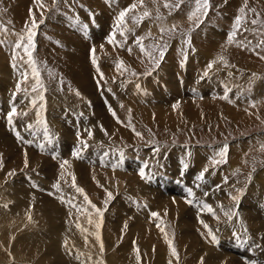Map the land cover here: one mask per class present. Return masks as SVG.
Listing matches in <instances>:
<instances>
[{
  "label": "rangeland",
  "instance_id": "1",
  "mask_svg": "<svg viewBox=\"0 0 264 264\" xmlns=\"http://www.w3.org/2000/svg\"><path fill=\"white\" fill-rule=\"evenodd\" d=\"M177 3L0 0V208L13 217L0 225V264H264V0H208L191 20L195 0ZM33 18L35 91L15 47ZM188 69L213 94L193 93Z\"/></svg>",
  "mask_w": 264,
  "mask_h": 264
},
{
  "label": "snow or ice",
  "instance_id": "2",
  "mask_svg": "<svg viewBox=\"0 0 264 264\" xmlns=\"http://www.w3.org/2000/svg\"><path fill=\"white\" fill-rule=\"evenodd\" d=\"M35 2L40 3V0H35ZM182 2H183V0H178V3L175 5V7L176 8H179L180 7V3H182ZM195 5H196L195 9L192 12L189 13V16H188L189 20L193 19V17H196L197 14L201 12V10L206 11L207 8H208V6H209L208 5V0H195ZM165 7H168V4L167 3H165ZM134 8H135V4H133L129 9H125L124 11H121L120 14H119L118 24L123 22V19H124V16H125L126 12L131 11ZM240 11L243 12L244 9L241 8ZM30 14H31V10H30ZM143 15H144V17H147V16H149V13L148 12H145ZM240 22H241V17L240 16H237L236 17V21H235L234 28L235 27H238L240 25ZM252 23L253 24H256L257 21L254 19V20H252ZM37 27H38V25L35 22V19L33 18V22H32L31 27L30 28H27V25H26V29H27V43H22L24 41L25 37L21 36L17 40L16 45H15V47L18 48V49L21 48V47L23 48L24 53L28 57V61L27 62L30 65H32V73H33V76L36 78V84L33 85V91H35L38 86H42L41 81L39 79V72L37 71V69H36V67L34 65L33 58H32V50H34V48H35V43H34L35 32L33 31V29H35ZM117 30H119V29H117ZM172 30L173 31L175 30V26H173V29ZM166 31H168V29L161 28V32L162 33L166 32ZM121 35H123V32H121ZM233 35H234V33H230L229 34V37H228V42L229 43L232 42ZM109 42H112V37H109ZM129 51H131V49H129ZM141 51L142 52L144 51V49H143L142 46H141ZM160 55H161V57L163 56V51L160 52ZM15 59H16V54L14 53V55H13V61H15ZM219 59L223 60V57H220ZM213 63H215V61L214 62H210L208 64V68L209 69L213 66ZM93 64H95V59H93ZM13 66L15 67V64ZM116 67L118 69L121 68L122 67V62L121 63H118L116 65ZM205 75H207V72L205 73ZM19 89H20V85L17 84V90L19 91ZM77 95H79L78 92H77ZM40 98L43 99L42 96ZM224 98H227V97L225 96ZM33 104H35V101H33ZM41 107H43V105H41ZM109 111L110 112L112 111L111 108H109ZM15 114H16V109L15 108H12V110L7 114V119H8L9 124L12 123V117ZM112 114H113V116H115V113L114 112ZM118 122H119V120H118ZM101 128H102V126H101ZM102 130H104V129L102 128ZM88 135H89V137H91V135H92L91 131L88 132ZM136 135H140V134L139 133H136ZM78 136H79V134H78ZM73 155L74 156L78 155V150L74 151L73 152ZM219 155L223 156L224 155V152L221 151V153H219ZM66 164H68V161H63V163H61L60 167L63 169ZM27 165H28V161H27V156L25 154V166L27 167ZM0 166H2V165H0ZM205 171H207V169H205ZM11 174H13V173H10V175ZM140 175H141L142 178L144 177V170L143 169H141ZM203 175H204V173L201 172L200 175L197 177V179H201L203 177ZM53 187L54 188H57L59 190L58 184L57 185H53ZM73 187H76L75 186V177L74 176H73ZM76 191L78 193L83 194V189H81L79 187H76ZM188 191H189V196H191L192 195L191 190L189 189ZM108 196H109V198H111V193H108ZM84 199H85V201H87L91 205V201H88V197L86 195L84 196ZM186 202H188L190 204L192 203L191 200H187ZM5 207H7V205H5ZM91 207L95 209L96 214H98L100 216L103 215V213H102V211L100 209H96L95 208V205H91ZM204 207L207 208L209 211H211V208L208 205H204ZM151 215L153 217H155L158 214L155 213V212H152ZM226 215H227V213H226ZM229 219H231V217H229ZM89 223H91V220L89 221ZM201 223H203V221H201ZM204 226L207 228V225H204ZM77 227H79V225H77ZM97 227H99V225H97ZM125 227H127V225H125ZM158 227H159V225H158ZM161 231H163V229H161ZM209 235H212L211 234V231H209ZM212 238H213V240H215V237L214 236ZM97 239L98 240L100 239L99 236H97ZM168 245H169V249L171 251V254L174 257H177L178 258L177 253H176V250L172 247L171 241H168ZM101 250H103V245L102 244H101ZM137 259L139 260V255H137ZM170 264H171V262H170ZM201 264H203V258L201 260Z\"/></svg>",
  "mask_w": 264,
  "mask_h": 264
},
{
  "label": "bare ground",
  "instance_id": "3",
  "mask_svg": "<svg viewBox=\"0 0 264 264\" xmlns=\"http://www.w3.org/2000/svg\"><path fill=\"white\" fill-rule=\"evenodd\" d=\"M93 1V0H92ZM117 4V3H116ZM120 5V4H119ZM18 6V5H17ZM122 6V5H121ZM121 8V7H120ZM212 29H214V31H212L211 32V34L210 35H212V36H214V37H218V36H222L223 34H224V32H222V31H219V30H217V29H215V28H212ZM226 35V34H225ZM204 36V35H203ZM64 37H66V36H64ZM210 37V36H209ZM208 37V38H209ZM226 39V38H225ZM214 40H212V42H213ZM221 42V41H220ZM171 48H175V46L173 45V46H171ZM240 55V54H239ZM216 59L215 58H213L212 56H209V55H205V57L204 58H202V60H201V63L202 64H208L209 62H214ZM216 65V64H215ZM220 65V64H219ZM192 66L190 65L189 66V68H191ZM3 68V67H2ZM82 70V69H81ZM81 70H79L78 72H80ZM4 72V71H3ZM187 73L188 74H186V82H187V84L188 85H191V90L193 91V93H198L197 92V90H199V92H200V94H203V93H210V90L212 89V90H215L216 88V86L214 87V84H215V82H214V84L212 83V81L211 82H208V83H206L205 81V83H201L200 81H201V76L200 75H198L197 74V76H196V80H195V83H196V89H194L193 87H192V78L191 77H193V74H194V72L193 71H191L190 69H188L187 70ZM4 74L5 73H3V77H5L4 76ZM6 75V74H5ZM7 75H9V73L7 74ZM76 77V76H75ZM74 78V77H73ZM204 78V77H203ZM9 79V78H8ZM74 80V79H73ZM79 80V79H78ZM207 80V79H206ZM4 81H6V80H4ZM8 81V80H7ZM76 81V80H75ZM197 81V82H196ZM80 82V87H79V89L81 90V92H82V87H81V84H83L84 82L82 81V79H81V81H79ZM78 82V83H79ZM203 82V81H202ZM184 84V83H183ZM75 85H76V82H75ZM216 85V84H215ZM83 86V85H82ZM184 87H185V89L186 90H188L189 91V89H188V87L187 86H185V84L183 85ZM218 86V85H217ZM170 92L171 93H175V90L177 91V89H175V87L171 84V82H170ZM185 89H184V93L186 94V92H185ZM86 90V88H83V91H85ZM212 90H211V92H212ZM86 93V92H85ZM87 94V93H86ZM200 94H195V96H198V95H200ZM211 94H213V92L211 93ZM175 96H177V94L175 93L174 94ZM86 97V96H85ZM181 100V99H180ZM163 117V115H160V117ZM164 116H165V114H164ZM168 116H169V114H168ZM166 117V116H165ZM169 118V117H168ZM108 124V123H107ZM113 125V124H112ZM111 125V126H112ZM111 129V128H110ZM116 129V128H115ZM27 131V130H26ZM115 131V130H114ZM4 132V131H3ZM24 134V133H23ZM21 136V135H20ZM25 137V136H24ZM6 138V137H5ZM27 138V137H26ZM33 138V137H32ZM22 139V138H21ZM29 139V138H28ZM25 141H26V139H25ZM2 142V141H1ZM0 142V143H1ZM67 142V141H66ZM30 145V144H29ZM2 146V145H1ZM0 146V147H1ZM57 146H59L58 144H57ZM3 147V146H2ZM59 147H61V146H59ZM58 148V147H57ZM1 149V148H0ZM233 152V151H232ZM12 153V152H11ZM30 153V152H29ZM180 152H178V154H179ZM35 154V153H34ZM33 154V155H34ZM106 154V153H105ZM173 155H178L176 152H174V153H172ZM96 155V154H95ZM12 156H13V154H12ZM34 156H36V154L34 155ZM113 156V155H112ZM111 155H110V157H106V159H108V160H110V161H112V162H116L115 161V159L113 160V158H111L112 157ZM202 156H204V153H201V157ZM14 157V156H13ZM97 159L99 158V155L96 157ZM106 159H104V160H106ZM37 160V159H36ZM35 160V161H36ZM89 160V159H88ZM104 160H103V162H104ZM32 162V161H31ZM99 162H102L101 160H99ZM102 162V163H103ZM38 164V163H37ZM20 165H21V163H20ZM43 167V166H42ZM50 167V166H49ZM86 171V170H85ZM178 171V170H177ZM87 177V176H86ZM89 178V177H88ZM263 179L264 178V169L260 172V173H258V176H255L254 177V180L255 179ZM255 182V181H254ZM259 183H261V182H259ZM256 185H254L253 186V184L251 185V188L249 189V194H250V191L252 190V188L253 189H255L256 187H255ZM50 189V188H49ZM257 189H258V187H257ZM256 189V190H257ZM23 192V191H22ZM254 192V191H253ZM260 192V191H259ZM255 193V192H254ZM257 193V192H256ZM5 194V193H4ZM251 196L249 197V202L250 203H248V202H246L245 204H248V205H246V206H248L249 207V210H250V214H252L253 216H254V213H253V210L255 209L254 208V203H251V201H254L255 200V203L256 202H258L259 201V199L261 198V196H260V198H259V196H257V197H255L254 196V194L253 193H251L250 194ZM17 196V195H16ZM19 196V195H18ZM16 198V197H15ZM253 198H255V199H253ZM43 199V198H42ZM18 200V199H17ZM168 200V199H167ZM168 202V201H167ZM178 202V201H177ZM16 203V202H15ZM14 203V204H15ZM12 204V203H11ZM17 204H19V205H15L17 208H19V207H21L22 205H26V207H28V205L27 204H25V203H23V202H18ZM175 205V204H174ZM259 205V204H258ZM168 206V205H167ZM247 207V208H248ZM255 207H256V205H255ZM65 209V208H64ZM36 210V209H35ZM62 210V209H61ZM5 212H7V211H5V209H2V208H0V225H3V223H2V221H6L8 224L9 223H11V221H12V219H13V217H7L6 216V214H5ZM8 212H10V210H8ZM37 212H38V209H37ZM12 213L10 212V215H11ZM66 215L68 214L67 212L65 213ZM52 216L53 215H51L50 217L52 218ZM250 216V215H249ZM45 217V216H44ZM211 217V216H210ZM213 217V216H212ZM48 218V217H47ZM46 218V219H47ZM50 218V219H51ZM121 218V217H120ZM183 218V217H182ZM181 218V219H182ZM53 219V218H52ZM55 219V218H54ZM202 219V218H201ZM44 220V219H43ZM136 220H138V219H136ZM249 220V219H248ZM47 221V220H46ZM45 221V222H46ZM48 223V222H47ZM196 223H199L198 221L196 222ZM50 225H52V224H50ZM46 226V225H45ZM49 226V225H48ZM54 226V225H53ZM61 226H62V224H61ZM255 228V227H254ZM259 229V228H258ZM181 230V229H180ZM190 231V230H189ZM8 232V231H7ZM181 232H184V230L183 231H181ZM257 232V231H256ZM226 235H228V234H226ZM229 236V235H228ZM231 237H232V235H231ZM228 238V237H227ZM47 239V238H46ZM48 240V239H47ZM195 242V241H194ZM193 242V243H194ZM30 244V243H29ZM213 244V243H212ZM20 245V244H19ZM18 245V246H19ZM28 245V244H27ZM42 245V244H41ZM45 245V244H44ZM202 245V244H201ZM35 246V245H34ZM43 247V246H42ZM45 247V246H44ZM202 247V246H201ZM15 248H17V247H15ZM20 249H21V246L19 247ZM41 248V247H40ZM195 248V247H194ZM228 248V247H227ZM191 250V249H190ZM24 251V250H23ZM189 251V250H188ZM37 252V251H36ZM203 253V252H202ZM196 254V253H195ZM223 254V253H222ZM20 255H21V253H20ZM224 256V255H223ZM20 261V260H19Z\"/></svg>",
  "mask_w": 264,
  "mask_h": 264
}]
</instances>
